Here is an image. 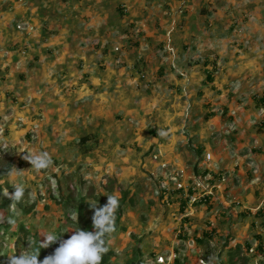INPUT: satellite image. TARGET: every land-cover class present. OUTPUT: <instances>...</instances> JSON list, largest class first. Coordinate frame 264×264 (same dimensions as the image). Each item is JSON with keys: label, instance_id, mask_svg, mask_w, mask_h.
Wrapping results in <instances>:
<instances>
[{"label": "crops", "instance_id": "obj_1", "mask_svg": "<svg viewBox=\"0 0 264 264\" xmlns=\"http://www.w3.org/2000/svg\"><path fill=\"white\" fill-rule=\"evenodd\" d=\"M146 89L196 91L211 111L229 110V128L242 130L236 152L256 148L252 141L260 146L264 132L257 136L245 129L255 114L252 94L264 95V0H0V117L11 138L35 125L52 153L83 148L87 157L98 154L104 145L95 148L96 141L105 138L109 145L118 137L109 125L116 126L119 113L130 125L136 112L143 116L133 102ZM128 128H122L126 136ZM214 172L208 168L206 176ZM211 199L208 205L180 199L178 226L187 236L209 238L207 230L216 229L211 221L224 226ZM244 203L250 206L237 212L251 220L239 223L244 233L250 225V233L260 235L264 222L257 226V216L263 212H247H255L251 196Z\"/></svg>", "mask_w": 264, "mask_h": 264}, {"label": "rangeland", "instance_id": "obj_2", "mask_svg": "<svg viewBox=\"0 0 264 264\" xmlns=\"http://www.w3.org/2000/svg\"><path fill=\"white\" fill-rule=\"evenodd\" d=\"M22 80L20 77L19 81ZM145 93L133 102L141 105L143 116L136 112L134 124L130 125L131 119L121 121L123 115L119 113L113 121L116 126L109 125L111 130L120 132L116 140L109 145L103 144L105 138L96 141L95 148L98 142L104 148L89 157L82 153L83 148L68 150L67 156L52 153L42 146L43 139L36 136L35 125L11 138L6 120L0 117V171L9 162L11 168L21 171L12 177L0 178V203L10 199L6 190L10 196L13 185L25 188L19 202L9 201L0 210V223L6 233L0 236V264H8L10 254L19 256L22 251H32L50 231H55L60 239H67L78 227L92 231L90 205H104L109 194L118 195L120 213L114 214L117 228L105 237L107 264H201L200 260L204 264H264V230L260 235L253 234L249 225V231L244 233V224L239 222L251 220V215L244 212L247 208L242 209L243 217L237 212L243 205L250 206L244 202L251 196L256 202L255 212H247L255 214L259 208L263 213L257 216V226L264 222V138L261 135L264 127L260 125L264 122V103L259 102L261 97H256L257 92L252 94L250 110L257 115L251 113L249 128L245 130L247 134L261 135L262 143L259 146L257 141H252L251 145L256 148L243 146L236 152L237 134L242 130L229 128L227 108L211 111L196 91L186 95L179 91L152 94L146 89ZM122 128L131 130L129 136L122 133ZM161 131L166 134L160 135ZM23 143L24 147L36 146V150L22 148ZM230 148H234L231 153L227 152ZM41 151L49 153L51 166L41 171L29 170L31 165L23 157ZM253 157L257 159L252 160ZM203 160L215 171L213 177L223 181H215L218 187L211 189L210 196L216 204V214L224 218L221 220L224 226L220 229V224L211 221L216 229L207 230L212 231L209 238L201 234L187 236L188 232L178 226L182 220L179 201L186 197L184 189L191 184L203 187L204 183L208 185L206 181L213 180L206 176L208 168ZM250 161L255 165L248 168ZM206 188L209 189H203ZM215 191L218 193L214 194ZM248 192L253 193L249 196ZM255 235L260 238L262 251L256 249L259 244ZM57 246L58 242L40 251L53 252Z\"/></svg>", "mask_w": 264, "mask_h": 264}, {"label": "clouds", "instance_id": "obj_3", "mask_svg": "<svg viewBox=\"0 0 264 264\" xmlns=\"http://www.w3.org/2000/svg\"><path fill=\"white\" fill-rule=\"evenodd\" d=\"M17 26L21 27V29L16 28L17 30L28 28V26ZM159 134L165 135L166 133L161 131ZM23 159L31 165L29 170L33 171L48 169L52 164L51 157L46 151L27 153ZM19 172L21 171L11 168L9 169L7 176L12 177ZM219 181L222 182L220 179ZM206 182L208 187H211L215 183V181L213 182L212 180H208ZM12 187L14 188V192L9 196V193L6 190V196L13 202H19L24 196L25 188L19 184L13 185ZM217 187L218 186L216 185L211 187V189ZM184 194L186 197L188 196L185 189ZM210 195L206 197L205 201L201 200L190 204L187 200V203L189 205L206 203L208 202L207 199L212 197ZM106 197L107 200L104 205L99 207L97 206V203L94 206L90 205L93 209V215L91 218L93 228L92 231L83 230L78 227L75 231H72V234L67 239H60L61 236H58L55 231H50L43 235V241L39 240L38 246L32 251H22L19 256L11 254L8 255V264H101L103 255L108 251L105 237L113 233L115 230L114 214L119 206L117 194H109ZM57 242L58 246L51 254L45 256L42 260L38 259L39 250L41 248H48L50 245L56 244ZM200 263L204 264L201 260Z\"/></svg>", "mask_w": 264, "mask_h": 264}, {"label": "trees", "instance_id": "obj_4", "mask_svg": "<svg viewBox=\"0 0 264 264\" xmlns=\"http://www.w3.org/2000/svg\"><path fill=\"white\" fill-rule=\"evenodd\" d=\"M211 80H212V77L210 76V74L209 73H206V77H205V83H209V82H211ZM263 97L262 98H260L259 99V102H262V103H264V101H263ZM261 126H263L264 127V122L261 124ZM260 126V127H261ZM259 127V128H260ZM11 167H12V164L11 163H9V164H7L3 169H1V174H0V178L1 177H5L6 175H7V173H8V171H9V169H11ZM2 189H1V187H0V194H1V191ZM183 190H181V192H182ZM186 193L188 194V196H190L191 194H192V191L190 190V188H188L187 190H186ZM183 195V194H182ZM187 196V197H188ZM185 198L186 200H188V198ZM9 201L11 202L12 200L11 199H9V200H7V201H3L2 203H0V210H2V209H4L8 204H9ZM79 212V211H78ZM116 213H117V215L119 216V213H120V205L118 206V208H117V210L115 211ZM117 228V225H116V223H115V229ZM6 233H5V231H4V227H3V224L2 223H0V236L1 235H5ZM205 236V235H204ZM256 237L255 238H257L258 240H260V238H259V236L258 235H255ZM206 238H207V235L205 236ZM257 250L258 251H262V245H258V247H257ZM52 252H46V251H40L39 250V256H38V259L39 260H42L45 256H47V255H49V254H51ZM107 257L105 256V255H103V257H102V260H101V264H107Z\"/></svg>", "mask_w": 264, "mask_h": 264}, {"label": "built area", "instance_id": "obj_5", "mask_svg": "<svg viewBox=\"0 0 264 264\" xmlns=\"http://www.w3.org/2000/svg\"><path fill=\"white\" fill-rule=\"evenodd\" d=\"M17 29H21L20 26L16 27ZM207 157L209 158L210 156L207 155ZM223 182V181H222ZM180 185H178L177 188H179ZM204 187H208V185H206L205 183L203 184V187H201V185L199 184H195V185H190V190L192 191V194L190 196H188V202L190 204L199 202L201 200L205 201L206 197L209 196L211 194V187H208L209 189H203Z\"/></svg>", "mask_w": 264, "mask_h": 264}]
</instances>
